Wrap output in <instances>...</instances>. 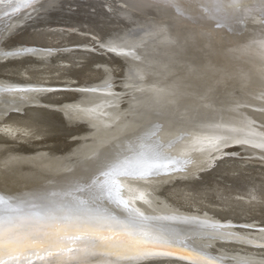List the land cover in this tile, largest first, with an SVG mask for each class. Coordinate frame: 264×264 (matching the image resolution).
I'll return each mask as SVG.
<instances>
[{
    "label": "bare ground",
    "instance_id": "bare-ground-1",
    "mask_svg": "<svg viewBox=\"0 0 264 264\" xmlns=\"http://www.w3.org/2000/svg\"><path fill=\"white\" fill-rule=\"evenodd\" d=\"M229 8L219 5L216 23L195 0H37L0 19V50L23 52L0 59V87L28 89L4 97L24 103L0 114V194L55 188L114 145L140 147L135 137L150 129L152 140L175 142L165 149L173 163L158 176L116 178L131 213L177 230L214 225L241 239L186 243L223 264H264V148L195 141L264 133V2ZM241 120L255 134L214 126Z\"/></svg>",
    "mask_w": 264,
    "mask_h": 264
},
{
    "label": "snow or ice",
    "instance_id": "snow-or-ice-1",
    "mask_svg": "<svg viewBox=\"0 0 264 264\" xmlns=\"http://www.w3.org/2000/svg\"><path fill=\"white\" fill-rule=\"evenodd\" d=\"M180 2L165 0L166 4L177 7ZM195 2L205 6L213 14L212 19L220 23L215 16L220 4L230 5V11L242 10L248 0ZM36 4L37 0H0V9L10 7V12H0V19L21 11L23 6L34 8ZM6 31L7 28L0 29V42ZM20 55L23 52L19 50H0V59ZM261 59L264 60V51ZM27 90L0 87V114H8V110L18 112V105L24 103L22 100L9 101L4 98L6 94ZM214 126L255 134V130L243 120L238 126L218 122H214ZM153 134L150 129L137 134L135 139L144 141L140 147L129 144L126 150H121L114 145L93 164L83 166L55 188L26 196L8 195L5 198L7 194H0V264H142L154 257H175L190 264H223L213 253L186 241L196 238L239 240L240 237L218 230L209 231V227L215 226L206 222L183 230L151 223L142 213L133 215L128 202L121 197L117 177L142 179L158 176L173 163V158L165 155V149L174 147L175 142L162 145L151 139ZM219 139H224L226 144L215 147V151L227 144L264 148V133L259 141L232 138L227 134L203 135L196 137L195 141L212 143ZM175 163L180 164L179 161ZM100 175L105 179L98 183ZM121 208L125 211H120ZM258 247L264 248V244Z\"/></svg>",
    "mask_w": 264,
    "mask_h": 264
}]
</instances>
